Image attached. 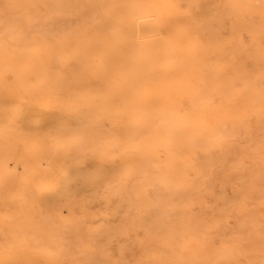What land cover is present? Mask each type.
<instances>
[{
	"label": "bare ground",
	"instance_id": "obj_1",
	"mask_svg": "<svg viewBox=\"0 0 264 264\" xmlns=\"http://www.w3.org/2000/svg\"><path fill=\"white\" fill-rule=\"evenodd\" d=\"M1 1L0 264H264V2ZM85 143L165 173L127 168L100 216L28 196Z\"/></svg>",
	"mask_w": 264,
	"mask_h": 264
},
{
	"label": "rangeland",
	"instance_id": "obj_2",
	"mask_svg": "<svg viewBox=\"0 0 264 264\" xmlns=\"http://www.w3.org/2000/svg\"><path fill=\"white\" fill-rule=\"evenodd\" d=\"M221 1H225V0H200V7L201 8H203V9H215L218 5H219V3L221 2ZM247 1H250V2H252L253 4L254 3H263L264 2V0H247ZM256 1V2H255ZM0 2L1 3H3L1 0H0ZM0 3V7H1V4ZM254 9H257V10H259V8L258 7H255V6H252V5H250L249 4V9H242V13H244V15H247V14H249L250 13V11H252V10H254ZM260 18V17H259ZM32 111H30V113H31ZM29 113V114H30ZM31 116H32V114H30ZM32 118V117H31ZM31 118H30V120H31ZM43 119V118H42ZM42 119H40L39 121H41ZM0 120H2V121H4V120H8L7 119V117H0ZM32 121V120H31ZM29 125H30V123H29V121L27 122ZM38 124L39 123H37L36 125H34L32 128H43L44 127V125H40L39 127H38ZM41 124H42V122H41ZM90 145V146H89ZM91 145L92 144H88V143H85V146H86V148H88V149H85L87 152H85L84 154L83 153H81L82 154V161H81V154H79L78 155V157L77 156H70V155H68L69 157H71V158H67L68 156H66L65 158H64V162H65V168H66V174H65V176L64 177H62V176H59L55 171H53V170H51L50 172H49V174H48V176L46 177V179H47V182H48V184L51 186V184H53L54 182H55V184H53L52 186H57V188L56 189H53L51 192H53V193H49V192H44V191H38L36 188L34 189L33 188V190L32 189H30V191L31 192H34L35 190V192H34V194H30V192L28 193V196H30V197H34V196H38V197H40V200H41V202H42V204L44 205L45 204V206L46 207H48L49 206V209H51L52 208V206L51 205H49V204H51V202H53V201H51V199L53 198V200H54V204L52 203V205H53V210H55V212H58V211H62L63 213L64 212H67L68 210H67V207H66V204L68 203V204H74L75 206H80L81 204H84V202H85V200L87 201L88 199V201H89V203L90 204H92V202H94L96 199V197H97V199H99V203L97 204V207L94 205V203L92 204V209H93V211H95V214H96V216H100L101 214H100V211L101 210H104L105 209V205L106 204H110V203H114V196H112V193H114L113 191H115V189H116V187H115V185H117V183L118 184H120L122 187L121 188H124L123 190H125L126 189V184H128V180H129V174H128V170H127V168H129V169H131L132 170V172L130 173L131 175H132V179L133 180H135L134 182H138L139 180H141L140 178H143V177H150L151 176V178H153V177H159V178H162L163 176L162 175H164V173L165 172H162L161 170H159L158 169V171L156 172L155 170H153V172H150V171H148V169H144V172H142L143 170H141L142 168H153V165H146V161H143L144 159H139V158H133V162L131 161V165L130 164H126L125 162H127L126 161V159L125 158H120L118 161H116L115 160V162L116 163H113V164H111V165H108L107 164V160H110L109 158L110 157H107V159L105 158V160H104V158H103V160H102V156H100V152H99V150H97V149H93L92 151H91V149L89 150V147H91ZM84 150V151H85ZM83 151V152H84ZM84 155V156H83ZM80 157V158H79ZM66 158H67V160L69 159L70 161H67L66 160ZM76 159H80L79 160V162H78V160H76ZM72 160V161H71ZM81 161V162H80ZM135 161V162H134ZM97 162H99V163H97V166H96V163ZM137 162H141V164L139 163H137ZM95 164V169H94V165L92 166L91 164ZM102 163V164H101ZM124 163V164H123ZM135 164V165H133L132 166V164ZM144 163V164H143ZM99 164H101V165H99ZM105 166H108V167H104V165ZM121 164V165H120ZM144 165V167H142L143 165ZM120 165V166H119ZM145 165L146 166H148V167H145ZM88 166V167H87ZM90 166L91 167H93V171H92V169H91V171L89 170L90 169ZM113 166H115V167H113ZM116 166H118V167H116ZM129 166V167H128ZM132 166V167H131ZM75 167H76V169L78 170V168L80 169V170H78V172L76 173V171L77 170H75ZM99 167H101V168H99ZM73 168V169H72ZM133 168H135V170L133 169ZM141 168V169H140ZM136 169H138V170H136ZM155 169H157L156 167H155ZM84 170V171H83ZM86 170V171H85ZM134 170V171H133ZM141 170V171H140ZM150 170V169H149ZM87 171H89L88 173H87ZM137 171V172H136ZM160 171V172H159ZM75 174H74V173ZM85 174H84V173ZM99 172V173H98ZM107 172H110L112 175L114 174H116V176L115 177H117V178H115V180L116 179H118L120 176H127V177H120L121 179V182H119L120 180H117V181H115V182H113V183H111L112 181H114V180H112V178L114 177V175L112 176L110 173H107ZM123 172V173H122ZM147 172V173H146ZM150 172V173H149ZM121 173H122V175H121ZM126 173V174H125ZM161 173V174H160ZM22 174H23V169L20 167L19 168V170H18V176L20 177V175L22 176ZM70 174V175H69ZM84 174V175H83ZM54 175V176H53ZM77 175V178L75 177ZM108 175H111V177L112 178H110V176H108ZM68 176H70V178H67L66 179V177H68ZM103 176V177H102ZM108 176V177H107ZM52 177V178H51ZM61 177L63 178V179H61ZM72 177H74V178H72ZM105 177H106V179H105ZM35 179V182H37V185L39 184V182H41L42 180H44L45 178H40V176H39V174H36V176L34 177ZM65 178V179H64ZM72 178V179H71ZM100 178V179H99ZM103 178V179H102ZM150 178V179H151ZM76 181H75V180ZM101 179L102 180H104V181H101ZM111 179V180H110ZM114 179V178H113ZM127 179V180H126ZM49 180V181H48ZM66 180V181H65ZM67 180H69L70 181V183L71 184H69V183H65V182H69V181H67ZM98 180V181H97ZM138 180V181H137ZM62 181H64V182H62ZM101 181V182H100ZM123 181H124V183H123ZM72 182H73V184H72ZM97 182V183H96ZM111 183V186H110V183ZM60 183H63V184H60ZM77 183V184H76ZM58 184V185H57ZM68 185H70L71 186V188H70V186H68ZM73 185V186H72ZM95 185V186H94ZM96 185H97V187H96ZM51 186V187H52ZM64 186H65V188H64ZM106 186V187H105ZM108 186V187H107ZM113 186V187H112ZM62 187V188H61ZM80 187V188H79ZM86 187V188H85ZM92 187H93V189H92ZM96 187V188H95ZM8 188V187H7ZM68 188V189H67ZM69 188L71 189V190H69ZM84 188V189H83ZM89 188H91V190L89 189ZM106 188H107V190H106ZM114 188V189H113ZM8 189H10V188H8ZM60 190V192L58 191V190ZM68 191H67V190ZM95 189V190H94ZM102 189V190H101ZM78 190V191H77ZM80 190H82V191H80ZM87 190H90V191H87ZM105 190V191H104ZM113 190V191H112ZM9 190H7V189H2V192H1V196H2V198H1V200H3V201H8V200H10L11 199V195H6V193L8 192ZM10 191H11V189H10ZM29 191V190H28ZM54 191H57V193H54ZM93 191H95V192H93ZM112 191V193H109V192H111ZM73 192V193H72ZM77 192V193H76ZM89 192V193H88ZM43 193H45V195L46 194H49V196L50 195H53V194H55V196L56 197H53V196H51V197H49L48 195H46V197H45V195L43 194ZM71 195H70V194ZM109 195H107V194ZM57 194V195H56ZM62 194H63V196H62ZM65 194H67V195H65ZM88 194L90 195V196H88ZM96 194V195H95ZM41 195V196H40ZM42 195L44 196V198H46V200L44 199H41V197H42ZM65 195V196H64ZM57 196H59V198L57 197ZM105 196H107V197H105ZM48 197V198H47ZM100 197V198H99ZM110 197H112V198H110ZM50 198V200L48 201V199ZM71 198H73V199H71ZM77 200H76V199ZM70 201V202H68V200ZM79 199H81V200H79ZM94 199V200H93ZM113 201H112V200ZM76 200V201H75ZM79 200V202H77ZM46 201V203H44ZM74 201V202H73ZM47 202H49L48 204H47ZM65 202V203H64ZM97 202V201H96ZM77 203H80V204H78V205H76ZM86 203V202H85ZM88 203V202H87ZM86 203V204H87ZM139 203H141V202H139ZM48 206H47V205ZM64 204V205H63ZM60 207H59V206ZM44 206V207H45ZM50 206H51V208H50ZM55 206V207H54ZM56 208H57V210H56ZM67 210V211H66ZM100 214V215H99ZM122 215H124V212H123V210H122V207H120V209L117 211V214H116V216L115 217H112V218H110V219H108L107 220V217H104V216H101L100 217V219H99V223L100 224H103V225H107V223H108V226H110V228L111 227H113L114 226V228L115 227H121V228H124L125 226H124V224H126V225H128V222H127V218H126V216H123L122 217ZM103 217V218H102ZM119 217V218H118ZM102 218V219H101ZM116 218V219H115ZM122 218V219H121ZM100 220H102V221H100ZM120 220V221H119ZM124 220V221H123ZM104 221V222H103ZM123 221V222H122ZM113 222H114V225H112L113 224ZM125 222V223H124ZM115 225H118V226H115ZM90 226H87V228H85L84 227V229H83V235H86V234H88L90 231H88V230H90V228H89ZM85 229H86V232H85ZM108 231H110L109 233H108V235L109 236H107V234H106V236H105V242H106V240L107 239H109L108 240V242H106V246H107V249L110 251V252H118V248L120 247V241L118 240V238H116L117 237V235L116 234H114V232H112L111 230H108ZM111 234V235H110ZM114 234V235H113ZM115 236V237H114ZM108 237V238H107ZM107 238V239H106ZM113 244H114V247L112 248V246H113ZM111 246V247H110ZM112 248V249H111ZM114 249V250H113ZM116 249V250H115ZM113 250V251H112ZM90 251H92V248L90 249ZM43 263L42 264H46L44 261H42Z\"/></svg>",
	"mask_w": 264,
	"mask_h": 264
}]
</instances>
